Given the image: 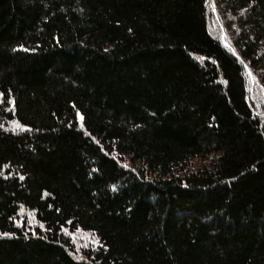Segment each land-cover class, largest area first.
<instances>
[{
    "label": "trees",
    "instance_id": "obj_1",
    "mask_svg": "<svg viewBox=\"0 0 264 264\" xmlns=\"http://www.w3.org/2000/svg\"><path fill=\"white\" fill-rule=\"evenodd\" d=\"M0 264H264V0H0Z\"/></svg>",
    "mask_w": 264,
    "mask_h": 264
},
{
    "label": "rangeland",
    "instance_id": "obj_2",
    "mask_svg": "<svg viewBox=\"0 0 264 264\" xmlns=\"http://www.w3.org/2000/svg\"><path fill=\"white\" fill-rule=\"evenodd\" d=\"M218 22L211 21V25L215 28ZM253 80V77H252ZM18 222L26 224L30 229L41 227L35 218L27 211L22 210L20 216H18ZM65 237L68 239L70 246L74 249V254L78 257L83 256L84 252L89 248H94L97 244V240L88 232L82 230L68 231L65 229Z\"/></svg>",
    "mask_w": 264,
    "mask_h": 264
},
{
    "label": "snow or ice",
    "instance_id": "obj_3",
    "mask_svg": "<svg viewBox=\"0 0 264 264\" xmlns=\"http://www.w3.org/2000/svg\"><path fill=\"white\" fill-rule=\"evenodd\" d=\"M4 235H8L7 233H5Z\"/></svg>",
    "mask_w": 264,
    "mask_h": 264
}]
</instances>
